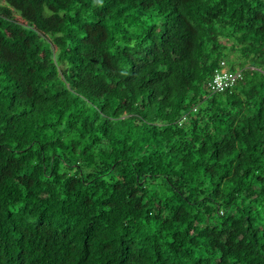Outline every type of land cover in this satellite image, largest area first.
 Segmentation results:
<instances>
[{"label": "trees", "instance_id": "1", "mask_svg": "<svg viewBox=\"0 0 264 264\" xmlns=\"http://www.w3.org/2000/svg\"><path fill=\"white\" fill-rule=\"evenodd\" d=\"M0 264H264V0H0Z\"/></svg>", "mask_w": 264, "mask_h": 264}, {"label": "built area", "instance_id": "2", "mask_svg": "<svg viewBox=\"0 0 264 264\" xmlns=\"http://www.w3.org/2000/svg\"><path fill=\"white\" fill-rule=\"evenodd\" d=\"M242 80V74L240 71H232L226 68L225 63H220V69H218L209 83V86L214 92L231 91L233 87Z\"/></svg>", "mask_w": 264, "mask_h": 264}]
</instances>
